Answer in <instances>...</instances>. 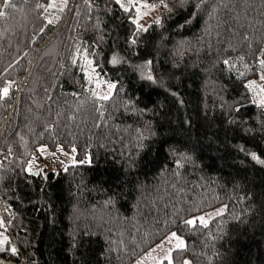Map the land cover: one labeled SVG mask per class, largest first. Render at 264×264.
Returning <instances> with one entry per match:
<instances>
[{"label":"trees","instance_id":"trees-1","mask_svg":"<svg viewBox=\"0 0 264 264\" xmlns=\"http://www.w3.org/2000/svg\"><path fill=\"white\" fill-rule=\"evenodd\" d=\"M146 1L162 14L137 32L126 0H0V264H135L171 232L185 244L159 264H264V106L247 83L264 0ZM41 145L85 162L31 173Z\"/></svg>","mask_w":264,"mask_h":264},{"label":"rangeland","instance_id":"rangeland-1","mask_svg":"<svg viewBox=\"0 0 264 264\" xmlns=\"http://www.w3.org/2000/svg\"><path fill=\"white\" fill-rule=\"evenodd\" d=\"M127 4L125 7H131V0H126ZM68 0H53V5L55 9H62ZM136 7H131L134 10L133 19L139 20V24L145 27L150 21L154 19H159L162 14L163 8L159 5L156 7H143L142 5H156L146 0H135ZM137 8L139 9V13L137 12ZM83 58L84 69L87 72L88 77L90 78L91 86L95 91V94L99 98H103L104 96H109L113 89L109 90L108 85L115 83L113 81H108L104 79L101 75L95 71L93 64H89L88 61H91L84 52H81ZM264 73H259L258 75L251 77L248 80V86L251 82L252 86L249 87L253 93V98L257 103H260L261 100H264ZM99 84V86H97ZM43 149V151H42ZM62 149V151H61ZM86 160H89V156L86 157ZM82 161V158L77 156V150L75 146L71 148H64L61 145H58L56 148H50L46 145L39 146L38 150L33 153L27 163V170L31 173H37L40 171L47 170H59L62 167H65L69 164L77 163ZM30 169V170H29ZM224 209V205L217 206L212 208L204 213H198L193 215L190 220L196 219L198 217H203L207 222L210 218L216 215L218 211ZM199 221V220H197ZM2 219L0 218V223ZM200 222V221H199ZM173 233L176 234V237H173ZM7 237L9 242V234L6 230L0 228V240H3ZM4 244L3 249L8 244ZM183 247L185 244V240L182 236L178 235L176 232H171L167 236H165L161 241H159L149 253H147L144 257L140 258L135 264H159L164 259H170L171 252L174 248L177 247L178 244ZM12 243H10V249L12 248Z\"/></svg>","mask_w":264,"mask_h":264},{"label":"snow or ice","instance_id":"snow-or-ice-1","mask_svg":"<svg viewBox=\"0 0 264 264\" xmlns=\"http://www.w3.org/2000/svg\"><path fill=\"white\" fill-rule=\"evenodd\" d=\"M117 2L119 3L120 0H117ZM159 2H160V5H162V6H164V7H167V5H166V3H165V0H159ZM142 6H143V7H156L157 5H147V4H145V5H142ZM2 7H3L4 9H8L9 7H12V5H11V3H10V0H3V2H2ZM121 7H124V5L121 4ZM131 7H136L135 0H131ZM128 10H129L128 8H125V11H128ZM137 12L139 13V9H138V8H137ZM0 15H5V12L0 11ZM133 23L137 25V32H140V31H147L146 28H144L142 25L139 24V20H138V19L133 20ZM156 23H159V20H157ZM132 43H135V39H133ZM111 62H112L113 64H115V63H118L119 61H118L117 58L113 57V59H112ZM88 63L91 64V61H88ZM225 63H227V61H225ZM261 63L264 64V61H261ZM262 78H264V76H262ZM148 79H152V77H151V76H148ZM252 83H255V82H251L250 85H249V87L252 86ZM97 86H99V84H98ZM108 87H109V90H111L112 88L115 87V85H113V84H109ZM2 91H3V95H4V96H7V95H8V92H9V87H4ZM103 99H108V96H107V95L104 96ZM260 103H261L262 106H264V100H261ZM42 151H43V149H42ZM61 151H62V149H61ZM253 159H256V160H258L260 163L264 164V160H259V157H257L255 154H253ZM84 162H85V161H81V163H84ZM29 170H30V169H29ZM223 211H224V210L221 209L220 211H218V212L216 213V215H221ZM197 220H199L201 223H206V221L204 220L203 217H198V218L193 219V220H188V221H185V223L190 224V225H194V224L197 222ZM172 235H173V237H176V234H175V233H173ZM7 242H8L7 237H5L3 240H0V251H3V250H4L2 246H3L4 244H6ZM182 243H183V242H181V244H178L177 247H180V246L182 245ZM11 252H12L13 254H16L17 249H16L15 247H12V248H11Z\"/></svg>","mask_w":264,"mask_h":264},{"label":"water","instance_id":"water-1","mask_svg":"<svg viewBox=\"0 0 264 264\" xmlns=\"http://www.w3.org/2000/svg\"><path fill=\"white\" fill-rule=\"evenodd\" d=\"M1 263H3V261H1Z\"/></svg>","mask_w":264,"mask_h":264}]
</instances>
